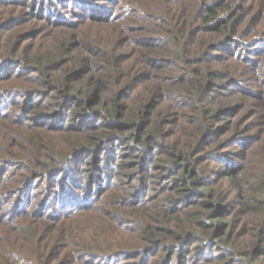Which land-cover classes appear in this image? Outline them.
<instances>
[{
  "label": "trees",
  "instance_id": "obj_1",
  "mask_svg": "<svg viewBox=\"0 0 264 264\" xmlns=\"http://www.w3.org/2000/svg\"><path fill=\"white\" fill-rule=\"evenodd\" d=\"M85 2L0 0V264H264V7Z\"/></svg>",
  "mask_w": 264,
  "mask_h": 264
},
{
  "label": "rangeland",
  "instance_id": "obj_2",
  "mask_svg": "<svg viewBox=\"0 0 264 264\" xmlns=\"http://www.w3.org/2000/svg\"><path fill=\"white\" fill-rule=\"evenodd\" d=\"M92 1L93 2H85L86 3L85 5L89 7V9L90 7L102 8L104 9L106 15H112L113 13L114 15H118L121 12V6H123V4L121 3H125V0H119L118 4H116V1L113 0H95V1L92 0ZM248 3L250 4L251 8L254 10L258 9L259 7L261 8L264 7V0H248ZM57 14L60 15L59 19L62 20L65 19L68 20L73 18L75 19V16H77L78 19L79 18L85 19L88 17L87 11L81 10V7L77 8L76 6H73V4L70 3L68 4L67 9L60 8V11H57ZM259 48L260 49L264 48V43L261 46H259ZM259 91H262V89L257 90V92Z\"/></svg>",
  "mask_w": 264,
  "mask_h": 264
}]
</instances>
